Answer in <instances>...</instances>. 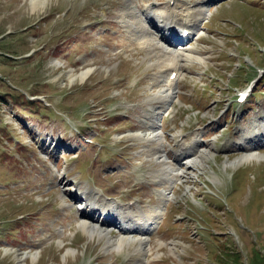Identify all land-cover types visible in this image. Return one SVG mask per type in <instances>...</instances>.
I'll use <instances>...</instances> for the list:
<instances>
[{"label":"rangeland","instance_id":"rangeland-1","mask_svg":"<svg viewBox=\"0 0 264 264\" xmlns=\"http://www.w3.org/2000/svg\"><path fill=\"white\" fill-rule=\"evenodd\" d=\"M223 1L211 10V16L204 9L199 24L202 29L204 21L209 34L188 41V45L199 44L208 50L206 63L191 58L178 70L176 86L188 105L177 100L173 118L165 113L159 116L163 128L159 131L163 134L165 130L169 138V133L177 134V130L183 140L187 134L209 128L207 133L214 134L205 139L203 148L209 146L212 152L202 156L203 165L188 169L172 187L171 201H162L158 222L146 233L152 250L144 260L137 254V242L108 247L106 238L87 235L78 224L87 213L82 215L78 209L82 203L67 193V205L63 206L60 195L77 183L79 191H88L91 204L97 199L91 208L95 206L99 212L94 222L100 223L111 215L102 211L110 204L106 201L136 202L140 198L142 205L151 204L153 190L148 188L147 194H142L149 184L155 188L149 173L157 180L161 166L154 157L156 145L141 137L120 143L118 137L127 136L129 129L146 130L145 111L155 106L151 92L157 88V75L169 73L165 72L166 57L158 50L143 55L140 45L131 44L133 39L120 23L128 0H45V6L37 9L31 8V0H0V264H87L93 258L97 264H264V162L245 160L226 165L247 152L241 137L264 135V72L251 97L244 103L236 100L238 90L256 75L258 66L264 68V0ZM134 3L145 12L147 6L164 9L168 1L163 6L141 0ZM194 27L197 34L199 25ZM167 29L172 36L165 39L177 41L174 35L179 29L172 31L171 25ZM156 30L152 29L163 38L164 32ZM185 30L180 29V34ZM245 54L250 62L244 60ZM66 59L76 70L69 63L64 66ZM89 67L91 73L80 79L79 73ZM236 68L240 69L234 71ZM114 77L119 78L117 83H113ZM196 92L206 99L203 108L196 102ZM120 99L133 103L125 108L134 109L127 116L131 119H103L107 111L102 106L118 108ZM89 103L86 111L92 107V113L85 117ZM11 117L16 120L9 122ZM254 124L262 126L253 130ZM58 125L63 134L56 131ZM130 125L132 128H124ZM216 134L214 144L206 146ZM57 135L58 139L65 136L62 143L56 142ZM70 135L80 139L73 140ZM47 139L53 142L52 148L45 143ZM192 141L200 139L184 146H191ZM252 141L258 145L253 152L262 153L264 140L246 138L243 144ZM194 179L199 183H193ZM159 185L163 187L161 182ZM217 190L218 201L211 202L209 210L206 197L215 198ZM138 203L132 209H137ZM107 211L113 212V208ZM118 226L109 229L112 238L119 235ZM197 229L207 232L210 239ZM83 254L90 257L86 263Z\"/></svg>","mask_w":264,"mask_h":264},{"label":"bare ground","instance_id":"bare-ground-1","mask_svg":"<svg viewBox=\"0 0 264 264\" xmlns=\"http://www.w3.org/2000/svg\"><path fill=\"white\" fill-rule=\"evenodd\" d=\"M209 1L210 0H207L205 4L207 5ZM180 2L181 0H169L164 9L154 10L150 9L147 6L145 9L146 11L143 12L142 10H140L139 6L134 3V0H128V4L124 7L123 13L120 15V21L125 32L129 33L130 37L133 40L138 41V44L141 45V48L145 49V51H160L162 55L166 57L165 60L168 61L165 66L169 65V68L172 67L173 69H179L181 67L179 60L185 61L191 58L202 59V57L194 53L197 50L193 45H186L188 44L189 39L192 38L195 34L196 28L194 26L198 28L200 19L205 15L204 9L197 8L195 6L197 4V0H184V2L182 1L183 4ZM30 4L32 9H37L39 7L45 6V0H31ZM170 25L174 28L177 27L179 30L182 29V31L187 29L190 32V34H187L185 37L183 34H180L181 36L179 38H176V40L180 41L182 44L172 39H165L168 36L169 38L170 36H172L167 29V27ZM157 27H160L162 29L158 30ZM154 28L157 29L156 31L164 32L163 38L160 39L159 33L152 31V29L154 30ZM198 32L199 31H197L196 33ZM203 60L204 58L202 59V61ZM91 71V67L81 71L79 73L80 79L83 80L88 77ZM165 72H167V70ZM170 74L171 72H169L167 76L162 73L157 75V84H155L157 88L153 90L151 89V95L155 97L156 103L155 106L145 111V113L147 114L146 118H144L145 121H147L146 130L140 129L135 131L134 129H129V131L127 132V136L130 138L141 137V139L148 142V144H155L156 151L154 153V157L156 159V162L158 164L169 166H171L173 160L168 158L167 150L164 149L166 139L163 136L162 131H159L158 128L160 124V114H162V112H165L167 108L171 107L174 102L175 87L173 86V83H170ZM74 77L75 75L72 76L73 80ZM199 142L192 141V144L189 147H186V145L184 146L185 143L181 144L180 149L177 152V159L179 162L184 161V171L188 167L191 168L197 163H200V160L193 158L196 154L200 153V150L197 149V144ZM45 143H48V147L52 148V141H49V139H47ZM54 147L55 149H57L56 144ZM153 149L154 148H152V150ZM203 149L208 150L206 148ZM258 156L261 157L260 154L252 152L250 154L241 156L238 161L252 160L254 158H258ZM231 163L232 162H230L229 164ZM169 166L167 167V170H165L164 166H162L161 169L162 173H164L165 171L167 172L168 176L166 179L168 182L170 181V179H174V175L171 172H174L176 170L175 168H170ZM169 193L170 192H168L167 194L166 189H162V191L159 193L160 199L164 200L166 197L168 199ZM60 196L62 205L66 206L67 202L64 190ZM108 207L113 208V212L107 210L106 211L108 213H111V215L117 214L118 216L115 215V217L117 218H108L110 219V221H105V223H103L104 226H102L98 222H94V220H96V212H93V209H91L89 211V214H84L82 216V219L78 222L79 226L86 232L87 235L89 234L91 237L97 236L101 239L102 237L106 238V246L108 247L111 243L115 246H121L124 243H131L132 241L137 242L139 245L137 247V254H140L141 256L144 255L145 258L146 254L151 251V247L149 245L150 238L146 235V231H148L150 227H146V224L151 225L153 222H157L159 215L162 212V207L155 205L152 207H148L145 210H138L137 212L133 211L132 209L129 210L127 208L120 207L119 202H113ZM80 210L82 212L86 211L84 208H80ZM117 224L120 225L118 227L121 228L119 230V235L112 238L109 229L111 227H117ZM133 233L137 234V236H134ZM59 241L60 243L63 242L62 239H60ZM144 260H146V258Z\"/></svg>","mask_w":264,"mask_h":264}]
</instances>
